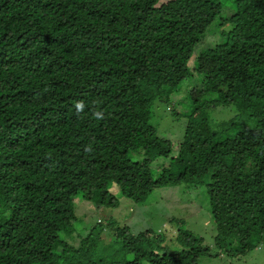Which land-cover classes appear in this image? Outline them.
<instances>
[{
    "label": "trees",
    "instance_id": "16d2710c",
    "mask_svg": "<svg viewBox=\"0 0 264 264\" xmlns=\"http://www.w3.org/2000/svg\"><path fill=\"white\" fill-rule=\"evenodd\" d=\"M234 3L218 44L196 55L220 0H0V264H199L264 243V0ZM194 56L204 79L174 153L151 108L191 77ZM229 105L242 116L213 131L207 110ZM183 184L205 191L214 253L189 230L176 232L180 251L118 230L124 258L107 262L110 222L77 246L60 236L85 202L118 208L115 186L141 205Z\"/></svg>",
    "mask_w": 264,
    "mask_h": 264
},
{
    "label": "rangeland",
    "instance_id": "374dc122",
    "mask_svg": "<svg viewBox=\"0 0 264 264\" xmlns=\"http://www.w3.org/2000/svg\"><path fill=\"white\" fill-rule=\"evenodd\" d=\"M224 4L223 13L219 15L209 27L207 34L201 44L195 49L198 55L202 50L214 47L220 41L221 27L220 21L228 11L236 9L234 0H220ZM220 34V35H219ZM195 56L189 62L192 70L191 77L182 84L179 91L170 95L167 101L156 100L151 108L150 123L156 128L157 135L174 144V153L177 152V145L183 140L188 125L187 115L193 108V101L190 92L196 88H202V77L196 73ZM179 92V93H178ZM210 118V125L213 131L221 129V125L230 121L234 117L242 116L233 105L219 106L207 110ZM246 120V119H245ZM248 124L255 127V121L249 120ZM133 159L139 160V156L134 154ZM164 166H169L165 162ZM112 192V191H111ZM115 196L120 199L118 208H97L94 201L85 202L76 209L78 217L74 225L75 233L68 236L61 233L60 236L69 244L77 246L83 238L87 237L93 227L98 226L101 229L105 224L99 225V222L111 224V228L106 227L103 239L99 241V248L104 253L101 259L110 262L118 257L124 258L120 253L122 237L118 239L116 231L127 230V233L138 235L146 231H153L155 234L164 237V245L170 250H183L182 246L177 243L176 232L179 229L189 230L193 235L203 238V245L210 247L212 253L215 250V229L209 219V202L206 198L205 191L202 187H192L186 184L181 186H167L156 189L148 197L147 201L137 205L130 199L122 197L117 186L114 187ZM78 202V201H77ZM81 237V238H80ZM236 243L231 242L227 249L234 248ZM132 261L134 255H128L125 259ZM142 264H149L143 261ZM199 264H264V243L248 254L239 257H232L230 254L223 252L220 256L202 255L199 258Z\"/></svg>",
    "mask_w": 264,
    "mask_h": 264
},
{
    "label": "clouds",
    "instance_id": "9594fccd",
    "mask_svg": "<svg viewBox=\"0 0 264 264\" xmlns=\"http://www.w3.org/2000/svg\"><path fill=\"white\" fill-rule=\"evenodd\" d=\"M76 107H77L78 110H82L83 107H84V105H83L82 103H78V104L76 105Z\"/></svg>",
    "mask_w": 264,
    "mask_h": 264
}]
</instances>
